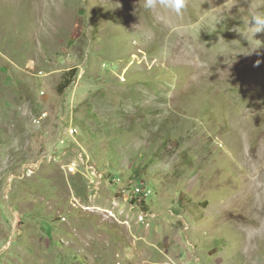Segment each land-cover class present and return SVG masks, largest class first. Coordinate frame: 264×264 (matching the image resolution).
Wrapping results in <instances>:
<instances>
[{
	"label": "rangeland",
	"instance_id": "obj_1",
	"mask_svg": "<svg viewBox=\"0 0 264 264\" xmlns=\"http://www.w3.org/2000/svg\"><path fill=\"white\" fill-rule=\"evenodd\" d=\"M143 4L0 0V264H264V0Z\"/></svg>",
	"mask_w": 264,
	"mask_h": 264
},
{
	"label": "clouds",
	"instance_id": "obj_2",
	"mask_svg": "<svg viewBox=\"0 0 264 264\" xmlns=\"http://www.w3.org/2000/svg\"><path fill=\"white\" fill-rule=\"evenodd\" d=\"M186 7V0H144L143 8L145 10H155L157 8L175 13L181 14L182 10ZM251 19L249 24L254 29V34L264 31V12L252 11L250 13ZM163 17H158L162 19Z\"/></svg>",
	"mask_w": 264,
	"mask_h": 264
},
{
	"label": "trees",
	"instance_id": "obj_3",
	"mask_svg": "<svg viewBox=\"0 0 264 264\" xmlns=\"http://www.w3.org/2000/svg\"><path fill=\"white\" fill-rule=\"evenodd\" d=\"M77 69H72L71 71L65 73L63 81L60 83V90L63 91L70 87V84L77 76ZM144 202V201H143Z\"/></svg>",
	"mask_w": 264,
	"mask_h": 264
},
{
	"label": "built area",
	"instance_id": "obj_4",
	"mask_svg": "<svg viewBox=\"0 0 264 264\" xmlns=\"http://www.w3.org/2000/svg\"><path fill=\"white\" fill-rule=\"evenodd\" d=\"M70 170H75L74 167H71ZM134 192L135 194H147L148 196H150L151 191L149 190V188H147V186L145 185L144 182H137L134 185Z\"/></svg>",
	"mask_w": 264,
	"mask_h": 264
}]
</instances>
